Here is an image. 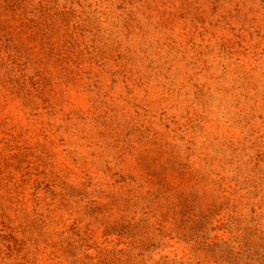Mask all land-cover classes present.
Listing matches in <instances>:
<instances>
[{
	"label": "rangeland",
	"instance_id": "rangeland-1",
	"mask_svg": "<svg viewBox=\"0 0 264 264\" xmlns=\"http://www.w3.org/2000/svg\"><path fill=\"white\" fill-rule=\"evenodd\" d=\"M0 264H264V0H0Z\"/></svg>",
	"mask_w": 264,
	"mask_h": 264
}]
</instances>
